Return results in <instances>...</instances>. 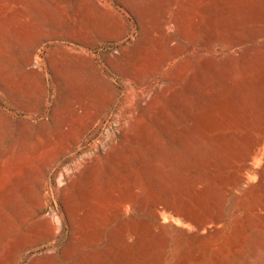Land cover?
<instances>
[{
  "label": "rangeland",
  "instance_id": "1",
  "mask_svg": "<svg viewBox=\"0 0 264 264\" xmlns=\"http://www.w3.org/2000/svg\"><path fill=\"white\" fill-rule=\"evenodd\" d=\"M75 1L0 16V264H264V0Z\"/></svg>",
  "mask_w": 264,
  "mask_h": 264
},
{
  "label": "crops",
  "instance_id": "2",
  "mask_svg": "<svg viewBox=\"0 0 264 264\" xmlns=\"http://www.w3.org/2000/svg\"><path fill=\"white\" fill-rule=\"evenodd\" d=\"M75 0H0V16H24L16 19L15 27L26 31L28 34H34L37 28L35 19L30 16H62L66 7ZM48 18L44 20L47 21ZM62 19L70 20V16H64ZM48 25H45L47 28Z\"/></svg>",
  "mask_w": 264,
  "mask_h": 264
}]
</instances>
